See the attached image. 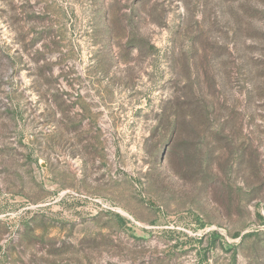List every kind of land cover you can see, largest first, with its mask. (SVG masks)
Listing matches in <instances>:
<instances>
[{"label": "rangeland", "instance_id": "obj_1", "mask_svg": "<svg viewBox=\"0 0 264 264\" xmlns=\"http://www.w3.org/2000/svg\"><path fill=\"white\" fill-rule=\"evenodd\" d=\"M259 215L264 0H0V264H264Z\"/></svg>", "mask_w": 264, "mask_h": 264}, {"label": "trees", "instance_id": "obj_2", "mask_svg": "<svg viewBox=\"0 0 264 264\" xmlns=\"http://www.w3.org/2000/svg\"><path fill=\"white\" fill-rule=\"evenodd\" d=\"M118 217H120L121 219H123L120 215H118ZM259 218L261 219V222L264 223V217L259 215ZM218 235L217 232H211V236H216ZM255 235H258L257 232H250V233H246V234H243L241 235V239H240V243L247 237H253ZM236 236H239V235H236ZM237 248V245H233L232 246V249L236 250Z\"/></svg>", "mask_w": 264, "mask_h": 264}]
</instances>
